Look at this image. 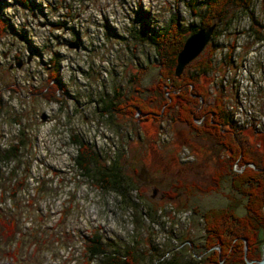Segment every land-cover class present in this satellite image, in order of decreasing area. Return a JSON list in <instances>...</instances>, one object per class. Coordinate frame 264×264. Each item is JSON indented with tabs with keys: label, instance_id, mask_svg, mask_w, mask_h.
I'll use <instances>...</instances> for the list:
<instances>
[{
	"label": "rangeland",
	"instance_id": "1",
	"mask_svg": "<svg viewBox=\"0 0 264 264\" xmlns=\"http://www.w3.org/2000/svg\"><path fill=\"white\" fill-rule=\"evenodd\" d=\"M19 1L0 0L8 25H0V150L23 141L17 161L0 162V213L13 218L16 231L10 241L0 236V264H103L86 256L83 243L93 231L107 253L132 251L137 264L171 255L196 260L204 210L231 205L244 213L230 175L213 180L229 162L213 137L169 114L130 109L132 99L148 101L161 80L152 47L134 39L138 15L146 16L147 35L176 13L186 36L187 26L197 24L188 0H24L29 8ZM202 2L195 0L199 10ZM212 23L215 35L174 77L213 48L210 69L200 77L208 99L200 103L221 97L234 130L264 151V0L246 10L228 5ZM73 41L76 48L68 46ZM161 90L157 97L166 95ZM73 135L98 152L101 165L117 159L127 181L122 194L78 174ZM11 170L25 177L14 194Z\"/></svg>",
	"mask_w": 264,
	"mask_h": 264
},
{
	"label": "trees",
	"instance_id": "2",
	"mask_svg": "<svg viewBox=\"0 0 264 264\" xmlns=\"http://www.w3.org/2000/svg\"><path fill=\"white\" fill-rule=\"evenodd\" d=\"M252 1L203 0L201 10L195 5V0L186 1L189 15L197 19L196 25L190 23L187 26L189 34L199 28L207 27L212 21H220L224 17L226 6L231 5L246 10ZM19 2L26 8L30 6H27L24 0ZM136 15H138L137 12ZM145 17L142 13L138 15L140 30L134 31V39L145 40L152 47L159 66V77L163 81L160 80L158 85H154L150 90H155L154 92L158 94L163 86L166 95L163 92L157 97L152 92L148 101L134 100L133 102L132 99L130 109L133 108L140 114H151L160 118L169 114L172 118L187 124L190 130L213 137L229 162L228 170L223 171V174L220 168L216 169L213 180L218 184L224 177L230 175L232 189L244 198L242 215H237L231 205L208 208L201 213L203 250L193 256L197 258L196 260L185 262L171 255L170 259L160 257L155 264H255L249 261L259 259V239L264 230V151H261L257 144H252L240 130H234L230 120L231 113L224 109L220 96L212 105L205 107L201 105L208 99V92L200 84V77L210 69L213 48L209 46L207 55L192 63L193 68L189 73L175 78L173 75L175 55L187 36L184 34L185 29L181 28L177 14L172 13L160 32H149L146 35ZM0 25L1 28L8 27L7 22L1 17ZM253 33L256 34L257 31L254 30ZM214 35L215 30L211 36ZM49 63L52 66L50 70L53 75L56 71V58L52 57ZM189 86L193 88L190 89L191 91ZM117 108L121 111V108ZM107 111L108 107L102 109L101 116H104ZM210 112L211 117L208 114ZM107 119L109 120L110 117ZM197 122L199 124H196ZM70 144L75 148L72 161L80 176L91 180L98 188L123 193L122 183L127 181H124L120 175L117 159L112 158L108 165H101L98 152L77 135L70 137ZM22 146L23 141H16L0 150V162L17 161L18 152ZM233 162L240 164L242 169L239 172L232 170L230 164L232 165ZM9 174L7 184L12 182L10 187L14 194L22 189L25 177L20 179L15 177L13 170ZM0 229V236L4 238L6 236V240L10 241L8 238H13L16 233L13 218L0 213ZM86 240L87 242L83 243L86 256L91 254L101 259L103 264H137L132 251L126 250L118 256L114 255L117 254L114 249L110 252L112 254L107 253L98 232L93 231ZM244 242L245 252L243 251Z\"/></svg>",
	"mask_w": 264,
	"mask_h": 264
},
{
	"label": "water",
	"instance_id": "3",
	"mask_svg": "<svg viewBox=\"0 0 264 264\" xmlns=\"http://www.w3.org/2000/svg\"><path fill=\"white\" fill-rule=\"evenodd\" d=\"M214 23L208 25L205 28H199L195 32L190 33L187 35L175 55V65L173 68V74L175 77H178L183 69V67L195 58L200 51L204 48L210 36L213 32ZM68 46H73L76 48L78 45L76 42H71ZM260 243V256L259 259L252 260L249 262H253L255 264H264V237L259 239ZM246 245L244 242L243 251L245 252ZM248 262V263H249Z\"/></svg>",
	"mask_w": 264,
	"mask_h": 264
},
{
	"label": "bare ground",
	"instance_id": "4",
	"mask_svg": "<svg viewBox=\"0 0 264 264\" xmlns=\"http://www.w3.org/2000/svg\"><path fill=\"white\" fill-rule=\"evenodd\" d=\"M146 126H148V124H146ZM148 129H150V128H148Z\"/></svg>",
	"mask_w": 264,
	"mask_h": 264
}]
</instances>
